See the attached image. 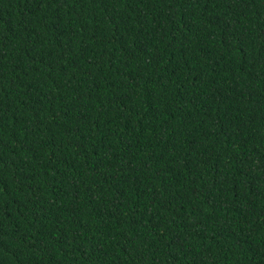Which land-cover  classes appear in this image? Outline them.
Here are the masks:
<instances>
[{
    "label": "trees",
    "instance_id": "1",
    "mask_svg": "<svg viewBox=\"0 0 264 264\" xmlns=\"http://www.w3.org/2000/svg\"><path fill=\"white\" fill-rule=\"evenodd\" d=\"M0 264H264V0H0Z\"/></svg>",
    "mask_w": 264,
    "mask_h": 264
}]
</instances>
